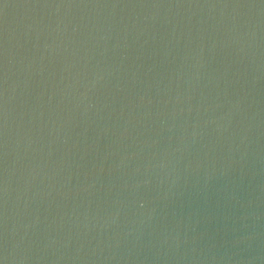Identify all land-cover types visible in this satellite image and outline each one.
<instances>
[{
	"label": "water",
	"instance_id": "water-1",
	"mask_svg": "<svg viewBox=\"0 0 264 264\" xmlns=\"http://www.w3.org/2000/svg\"><path fill=\"white\" fill-rule=\"evenodd\" d=\"M0 264H264V0H0Z\"/></svg>",
	"mask_w": 264,
	"mask_h": 264
}]
</instances>
